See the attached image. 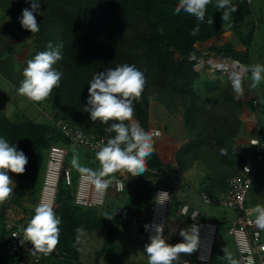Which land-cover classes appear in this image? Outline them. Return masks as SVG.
Listing matches in <instances>:
<instances>
[{
    "label": "trees",
    "instance_id": "1",
    "mask_svg": "<svg viewBox=\"0 0 264 264\" xmlns=\"http://www.w3.org/2000/svg\"><path fill=\"white\" fill-rule=\"evenodd\" d=\"M216 2L217 0H212L207 6L205 22L200 23L194 16L183 11L173 14L178 0H40V9L34 13L40 30L31 33L20 23L22 10L30 8V0H0L1 6L6 10L4 15L13 17V23L20 33L35 39L36 49L32 52L31 59L37 53L47 50L50 41L53 46L61 42L63 44V59L54 65L63 72L60 85L43 100V106L50 103L52 116L48 115L50 109L46 108L43 112L47 121H36L21 111L16 112L14 118L0 112V137H4L28 157L25 172L17 174L19 184L11 203L22 206V200L30 198L37 206L40 177L49 149L55 144L67 147L73 145L55 124V120L62 119L76 124L87 134L98 138L108 140L115 135L105 129L118 121L110 120L108 124H104L100 120L89 119L92 105L87 101V89L93 74L98 71L124 63L134 64L147 78L141 99L134 102L133 116L140 125L145 130H151L150 102L158 99L173 112L182 110L189 133L187 142L177 150V167L169 160L168 143L154 138L155 151L147 160V171L136 176L135 180L131 174L128 175L122 191H118L115 181H111L115 187L116 199L109 205L92 208L77 205L74 202V189L58 186L54 211L61 218L60 237L58 245L48 255L11 252L8 230L3 221L8 213V206H2L0 264H83L80 262L82 241L79 234L84 229L106 231L103 247L96 253L95 264H100V257L107 251L114 264H127L124 257L128 252L126 245L130 242L129 235L137 228L147 238L149 231L144 226L149 224L148 212L154 203L155 192L159 188L169 189L171 186V193L173 189L193 192L184 186H174L171 178L177 177L185 185L195 186L194 181L186 180L182 175L199 161L208 171L203 175L205 179H210L211 175L212 182H215L221 175L223 190L227 180L249 163V158L237 148V139L243 130L240 113L245 104L252 111H258V96L244 102L241 96L236 98L232 83L226 84L219 77L210 78L205 69L203 72L198 71L196 66L203 52L196 45L207 42L224 31L234 30L245 46V51L236 50L232 42L212 46L210 50L216 54L228 52L234 59L251 67L250 53L256 26L253 25L246 34L242 33L241 27L245 24L246 17L252 16L253 11L245 5L239 22L231 27H223L221 10L216 8ZM231 3L234 4V0ZM209 17L213 19L212 24L207 23ZM197 24L199 32L192 35V29ZM7 46L6 51L13 48L10 43ZM10 74L7 76L11 81L15 76ZM19 74L23 80V72L20 71ZM250 74L249 72L247 77ZM243 92L248 93L247 78L243 81ZM85 106L89 111H85ZM223 108L227 111L219 114V110ZM222 148L226 149V155H221ZM91 164L96 168H91L90 165L83 167L100 169L98 160ZM79 173L75 172V181ZM118 175L119 172L108 177L116 178ZM198 179L205 184L203 178ZM214 190L215 188H211L210 192H205L212 196L220 194ZM187 200L188 198L176 201L171 197L167 217L173 209L181 213ZM23 209L29 213L24 218L28 223L34 215L35 207ZM186 217L187 226L183 227L184 224L181 223L179 230L190 231L193 220ZM166 225L167 218L165 227ZM78 228L81 231L78 232ZM174 240L173 244L181 241L178 238ZM183 259L187 264H225L227 256L222 251L219 257L213 258L212 255V259L204 263L196 259V253L184 254ZM146 263L148 261L144 262Z\"/></svg>",
    "mask_w": 264,
    "mask_h": 264
},
{
    "label": "clouds",
    "instance_id": "2",
    "mask_svg": "<svg viewBox=\"0 0 264 264\" xmlns=\"http://www.w3.org/2000/svg\"><path fill=\"white\" fill-rule=\"evenodd\" d=\"M211 3L212 0H178L173 14H180L183 11L203 23L207 6ZM30 5V8L26 7L22 10L20 23L24 29L35 33L40 30L34 15L40 9V0H30ZM215 6L221 10L222 21H228L230 16L237 11V5L231 3V0H217ZM207 23L212 24L213 19L209 17ZM198 32L199 24L192 29L191 34L196 35ZM62 48V42L53 46L50 41L47 50L37 53L33 59L27 61V66L23 69L24 78L17 89L20 95L40 102L48 98L54 88L59 87L63 72L55 68L54 65L63 59ZM229 60L228 62H232ZM221 61L224 62L223 59ZM243 69L241 70L243 71ZM249 72L251 73L250 86L255 88L264 80V64L257 63L250 68L246 66L243 72L240 69L235 72L233 90L237 94V99L243 92V81ZM146 83L147 78L144 73L134 64L128 63L98 71L93 74L89 82L87 101L92 105L89 119L91 121L100 120L104 124H108L110 120L118 121L105 129L106 132L115 133V135L110 137L106 143L101 142L97 145L99 150L96 151L95 158L100 163L99 170L81 167L75 156L71 161L77 171L87 174L97 191L103 192L109 188L110 182L115 180L114 177H108L111 174L124 171L128 175L138 176L147 171V160L155 151L154 137H159L160 133L154 130H145L138 124L125 123V121L132 120L134 102L141 99ZM85 111H89L86 106ZM255 144H258V141H253V145ZM220 151L221 155H226V149L222 148ZM27 163L28 157L22 150L10 144L4 137H0V203L11 197L16 186L9 172L23 174ZM128 175L125 178H120L127 182ZM105 177L111 178V180ZM254 211L257 213L256 226L259 229H264V206L257 205ZM60 224L61 218L54 211L52 203L41 202L35 207L34 215L23 230L24 239L31 242L34 254L48 255L54 251L59 243ZM144 227L146 231H150L152 224H145ZM77 231L79 232L81 229L78 228ZM179 235L183 239L175 244H170L163 235L162 227L156 224L155 234L150 237V241L144 247L148 255V264H187L181 259V254H192L196 250L199 243L198 230L195 228L191 231L181 229ZM225 253L231 264H236L226 249Z\"/></svg>",
    "mask_w": 264,
    "mask_h": 264
},
{
    "label": "rangeland",
    "instance_id": "3",
    "mask_svg": "<svg viewBox=\"0 0 264 264\" xmlns=\"http://www.w3.org/2000/svg\"><path fill=\"white\" fill-rule=\"evenodd\" d=\"M234 4L238 5L237 11L230 16V19L228 21H222V25L223 27H231L234 24L238 23L240 14L243 12L242 10H245V5H248L252 9L253 13L252 16L246 17V20L244 22L245 24H243L241 30L242 33L246 34L250 32V28L253 25L256 26L255 36L250 53L251 63L252 65L257 63L264 64V0H234ZM5 11L6 10L0 4V33H2L6 37V39L13 46V48L9 49L6 53L8 56L12 55L11 60L6 58L3 62H14V64H17L18 68L21 69V71L23 72V69L27 66V61L32 58V52L36 49V41L33 37H27L26 35L20 33V31L17 29V25L13 23V17L11 15L5 16ZM228 31L231 30H227V32ZM225 33L226 31L220 34L217 38H212L202 45L200 43L196 45L199 50L205 51V53H202V56L199 59V64H197L196 69L200 72H203V70L205 69V73L209 75L210 78L219 77L223 82L228 84L229 82H232L229 76V72L217 71L213 68V66L210 65V61L212 60V58H215V61L225 63L221 61V54H216L215 52L209 53V50L212 46H218L227 42H232L236 47H242L243 45L241 44V41L238 39L234 30H232L230 33ZM225 65L228 66L227 64ZM247 79L248 93L245 94L244 92H242L240 96L242 97L244 102H248L250 98L258 96L257 98L260 100V105L258 108V122H260V125L264 128V80H262L257 87L252 88L250 86V77H247ZM18 88L19 87L17 85L12 83V81L8 80L4 74H1L0 71V112L5 113L8 116L14 118L16 112L21 111L24 112L28 117L36 121H47V116L46 114H44L43 109H50V103L47 102L46 106H43V101H32L26 96L20 95L17 91ZM248 109H250L249 106L245 104L243 110ZM149 111L151 118L150 128L152 130L160 129L162 131V135L157 139L165 140L168 143L167 153L169 154V160L174 167H177L175 159L177 150L184 143H186L189 138V133L185 125L182 110L173 112L168 109L164 103L160 102L158 99H154L150 102ZM226 111V108L220 109L219 114ZM253 112V116L257 119V111ZM47 113L49 116H52L51 109L50 112L48 111ZM242 113H240V118L244 117ZM134 121L135 123L139 124V121L135 118V116L132 117V120L129 121V123H134ZM256 132H258V129ZM239 135L241 136H239L237 139V148L241 152H244L246 157H248L250 155V148L248 145L250 135H246L243 137L242 132ZM95 154L96 152H92L86 147L73 144L71 146H68V154L65 158L64 166L71 167V169L73 170V175H75L77 169L74 168L71 164V161L74 156L78 159L80 166L83 167L84 165L92 166L91 162L96 160ZM47 163L48 160L46 161V164L42 170V174L40 177V192L38 195L39 197L45 179ZM204 166V164L197 161L193 165V167L187 170L185 175L182 176H184V179L186 180H190L192 182L194 181V183L198 187H202L203 189L209 192L211 188H215L214 192L219 193L222 187L220 181L221 175L219 174V177L215 182H212L211 175L210 179H205L202 175H205V173H207L208 171L206 168H204ZM260 168L264 169V164L261 165ZM9 175L14 180L16 186L14 187V191L11 197L3 203H0V210L2 209V206L7 205V208L9 210H13L16 216H20L21 218H25L26 216L28 217L29 213H26L23 207L32 209L36 207V204L33 203L30 198L23 199L22 206H18L11 203V199L16 194V187L18 186L19 182L17 179V174L9 172ZM198 177H202L204 179L205 184H203V182L199 180ZM136 178V176L132 177V179L134 180ZM107 179L111 180V178ZM208 183L211 185L209 186ZM213 184L214 186H212ZM110 185L111 186L107 191L105 205H109L112 200L116 199L115 187L112 185V182H110ZM59 187L69 188L63 177L60 179ZM171 188H173V186H171L169 189L171 190ZM171 197H173V199H175L176 201H182L185 200V198H188V202L198 207L203 214V216L201 215V217L199 218L198 222H203L205 219H210L218 224V229L215 234L213 258L219 257L222 251H224L225 253L226 249L227 253L231 254L232 260H235L236 264H240V253L237 247V243L234 237L229 233L231 223L237 218V216L239 215V211L228 207L209 205L205 203L200 197V195L196 192H181L176 189H173ZM247 204L253 209H255L257 205L264 206V174L262 170L259 171V173H257V175L254 177V182L248 194ZM148 213L151 214V210H149ZM181 223L184 224L183 227H186L188 224L187 217L182 215L179 211L177 212V210L175 211L173 209V212H170L169 216L167 217L166 232L164 235L168 243L173 244L175 242V238L181 240L183 239L179 235V225ZM105 235L106 231L103 229L94 231H88L84 229L81 231V233L79 234V238L82 241V246L80 248L81 263L95 264L96 253L103 247ZM129 239L130 242L126 245L128 246V252L124 257V262L127 264H144V262L148 261V255L144 250L145 245L149 242L148 237L146 238L142 236L139 230L136 228L134 233L129 235ZM197 250L198 245L193 253L197 254ZM183 255L184 254H181V259L184 261ZM99 263L114 264V261L111 258V254L109 253V251L105 252L100 257ZM225 264H231V261L228 259V256ZM258 264H262L260 258H258Z\"/></svg>",
    "mask_w": 264,
    "mask_h": 264
},
{
    "label": "built area",
    "instance_id": "4",
    "mask_svg": "<svg viewBox=\"0 0 264 264\" xmlns=\"http://www.w3.org/2000/svg\"><path fill=\"white\" fill-rule=\"evenodd\" d=\"M55 124L60 127L64 135H66L73 144L81 145L92 151H98L97 145L101 142H107L106 139L87 134L76 124L64 120H55ZM154 131L160 133L159 137L162 135L160 129H154ZM259 132L260 128H258L257 134L249 139V146L252 151L251 161L244 165L239 173L229 178L227 186L221 194L212 196L203 190H197V188L193 186L185 185V182L180 178L174 177L170 179L171 184L174 186H184L198 193L202 200L209 205L228 207L239 211V215L231 223L229 233L234 237L237 243L240 253V264H258V258H260L262 264H264V232L263 229H259L255 224L257 213L247 204L248 194L254 182V177L260 169V166L264 164V137L261 136ZM253 141H258V144L253 145ZM67 154L68 147L60 144L52 145L49 149L47 158L48 163L39 203L50 202L54 207L60 179L63 177L69 188L74 189V202L77 205L89 208L103 206L105 204L108 188L103 192L97 191L95 186L90 182L87 174L79 173L75 181L71 167L64 166ZM114 181L118 191L124 190L125 180L123 178L117 177ZM159 192H164L168 199L165 205V214L157 216L156 204ZM170 202L171 191L168 188H159L156 192L155 202L151 206V214L149 215V224H152V228L147 235L149 241L150 237L155 234L156 224L162 227L164 235ZM181 213L184 216H189L193 220L190 231L193 228L198 230L199 243L197 260L200 262L210 261L218 224L210 219L198 222L202 212L190 202L183 204ZM3 221L8 230V246L11 252H24L26 255L34 254L32 251L33 245L31 242L26 241L23 236V230L28 224L24 218L16 216L13 210L8 209L6 218ZM210 224L215 226L213 236L202 232V228ZM41 254L42 253H35L34 255Z\"/></svg>",
    "mask_w": 264,
    "mask_h": 264
},
{
    "label": "crops",
    "instance_id": "5",
    "mask_svg": "<svg viewBox=\"0 0 264 264\" xmlns=\"http://www.w3.org/2000/svg\"><path fill=\"white\" fill-rule=\"evenodd\" d=\"M232 31V30H231ZM230 31V32H231ZM229 32V33H230ZM226 34V33H225ZM218 36H216V37H214V38H217ZM7 43H9L8 42V40L6 39V37L2 34V33H0V71H1V74H4L5 75V77L8 79V77L9 76H7V74H9V73H13V75L15 76V78H13L11 81H12V83H14L15 85H17V86H19L18 84L22 81V77H21V75L19 74V72L21 71V69H19L18 68V66H17V64H14V62H3L6 58L7 59H9V60H11V56L12 55H10V56H8L6 53L8 52V51H6V48L8 47L7 46ZM204 43H206V42H204ZM204 43H201V45L202 44H204ZM242 44V43H241ZM221 45H223V44H221ZM243 45V44H242ZM235 49L236 50H238V51H245V46L243 45L242 47H236L235 46ZM202 52H204L205 53V51H202ZM210 52H213V51H211V50H209V53ZM219 63H221V62H219ZM222 64H229V62L227 63V62H225V63H222ZM247 67H249L250 68V66H247ZM19 71V72H18ZM10 74V75H11ZM10 79V78H9ZM8 79V80H9ZM248 80V79H247ZM248 86H249V83H248ZM258 102H259V105H260V100L258 99ZM243 113V116L244 117H241L242 118V121H243V131H242V136L244 137V136H246V135H250V138L251 137H253V136H255L256 135V131H257V129L258 128H260V135L261 136H264V128L260 125V122H258V115H259V112L257 111V115H256V117H257V119L253 116V114H254V112L251 110V109H248V110H243L242 111ZM263 129V130H262ZM241 136V135H240ZM249 145V144H248ZM249 148H250V146H249ZM250 151H251V148H250V150H249V153H250ZM248 158H249V160L251 159V153H250V155L248 156ZM91 168H96V166H90ZM101 167V166H100ZM262 170V172H263V174H264V169H259L258 170V173H259V171H261ZM235 175V174H234ZM257 175V174H256ZM203 176V175H202ZM232 177V176H231ZM230 177V178H231ZM202 178V177H201ZM203 180V179H202ZM229 180V179H228ZM228 180H227V183H228ZM207 183V182H206ZM227 183H226V185L224 186V189L223 190H220V194L225 190V188H226V186H227ZM209 184V183H208ZM195 186H196V188H197V190H204L202 187H198L196 184H195ZM200 188H202V189H200ZM205 191V190H204ZM219 195V194H218ZM263 232H264V229H263Z\"/></svg>",
    "mask_w": 264,
    "mask_h": 264
},
{
    "label": "bare ground",
    "instance_id": "6",
    "mask_svg": "<svg viewBox=\"0 0 264 264\" xmlns=\"http://www.w3.org/2000/svg\"><path fill=\"white\" fill-rule=\"evenodd\" d=\"M226 62V61H224ZM228 63V62H227ZM213 68L214 69H219V67H221V65H223V70L222 71H227L228 67L232 65V62L228 64V66H226L225 64L219 63L218 61H213L212 63ZM167 196L164 192H159L158 194V198H157V204H156V214L157 216L163 215L165 214V205L167 204ZM215 231V226L214 225H205L202 228V232L204 233H208L209 235L214 234Z\"/></svg>",
    "mask_w": 264,
    "mask_h": 264
},
{
    "label": "water",
    "instance_id": "7",
    "mask_svg": "<svg viewBox=\"0 0 264 264\" xmlns=\"http://www.w3.org/2000/svg\"><path fill=\"white\" fill-rule=\"evenodd\" d=\"M230 31H226V33H229ZM221 58L223 59V61H226V62H228V59H230V60H232V65L231 66H229L228 67V69H227V71L229 72V76H230V78H231V83H232V85H233V79H234V74H235V72L236 71H238L239 69H240V71L241 72H243L241 69L242 68H246V66H244V65H242V63L240 62V61H238V60H236V59H234L229 53H227V52H223L222 54H221ZM213 61H215V58H213L211 61H210V65L212 66V63H213ZM215 70H217V71H221L222 72V70H223V65H221V67H219V69H215ZM226 71V72H227ZM134 124V123H133ZM136 124H138V123H136ZM139 126H141L140 125V122H139V124H138ZM127 175H128V173H126V172H124V171H120L119 172V177H127Z\"/></svg>",
    "mask_w": 264,
    "mask_h": 264
},
{
    "label": "flooded vegetation",
    "instance_id": "8",
    "mask_svg": "<svg viewBox=\"0 0 264 264\" xmlns=\"http://www.w3.org/2000/svg\"><path fill=\"white\" fill-rule=\"evenodd\" d=\"M228 53V52H227ZM230 54V53H229ZM231 55V54H230Z\"/></svg>",
    "mask_w": 264,
    "mask_h": 264
}]
</instances>
